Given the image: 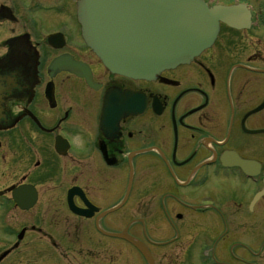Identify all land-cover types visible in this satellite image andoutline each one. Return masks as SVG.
<instances>
[{
    "label": "flooded vegetation",
    "instance_id": "flooded-vegetation-1",
    "mask_svg": "<svg viewBox=\"0 0 264 264\" xmlns=\"http://www.w3.org/2000/svg\"><path fill=\"white\" fill-rule=\"evenodd\" d=\"M242 1L244 29L220 25L209 49L144 81L103 67L74 0H0V201L21 217L0 263L30 244L25 264H39L41 247L48 264H149L117 236L128 226L151 264H257L264 0ZM15 189L31 207L15 204Z\"/></svg>",
    "mask_w": 264,
    "mask_h": 264
},
{
    "label": "water",
    "instance_id": "water-1",
    "mask_svg": "<svg viewBox=\"0 0 264 264\" xmlns=\"http://www.w3.org/2000/svg\"><path fill=\"white\" fill-rule=\"evenodd\" d=\"M237 12L234 8H208L201 0H80L78 17L83 40L107 68L149 79L163 69L192 60L209 46L218 21L236 26L228 20ZM1 101L0 96V105ZM26 190L13 195L20 209L33 204ZM120 238L130 242L151 264L140 241L129 237L126 230Z\"/></svg>",
    "mask_w": 264,
    "mask_h": 264
},
{
    "label": "rangeland",
    "instance_id": "rangeland-1",
    "mask_svg": "<svg viewBox=\"0 0 264 264\" xmlns=\"http://www.w3.org/2000/svg\"><path fill=\"white\" fill-rule=\"evenodd\" d=\"M219 1H226V0H219ZM37 16V14H35ZM44 14L40 13L39 17L42 20ZM79 55H82L81 52L77 51ZM94 64V63H92ZM0 204H4V202H0ZM4 207V206H3ZM0 207V253L4 250L3 246L8 243V237L11 236V239H15V234L18 232L17 224L20 221L21 217L17 212L9 211V213L4 216L2 214V211ZM31 219V218H30ZM11 225V227L9 226ZM27 246H31L30 244H27L26 247H23L20 252L13 254L11 258L6 259L1 264H25L26 261V255L22 254L23 252H26L28 250ZM39 255H38V261L39 264H48L50 261L51 254L48 252L47 248H39ZM260 256L257 259V264H264V246H262L261 252L259 254ZM34 255L30 256V259H32ZM196 264V263H195ZM199 264V263H198Z\"/></svg>",
    "mask_w": 264,
    "mask_h": 264
}]
</instances>
